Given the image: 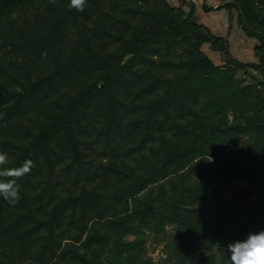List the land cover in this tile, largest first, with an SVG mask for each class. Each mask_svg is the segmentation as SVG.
I'll use <instances>...</instances> for the list:
<instances>
[{"label":"trees","instance_id":"16d2710c","mask_svg":"<svg viewBox=\"0 0 264 264\" xmlns=\"http://www.w3.org/2000/svg\"><path fill=\"white\" fill-rule=\"evenodd\" d=\"M69 4L0 0V152L35 165L15 206L0 198V264H153L146 231L169 225L175 264H215L219 240L264 230V0L225 5L258 40L256 63L194 6Z\"/></svg>","mask_w":264,"mask_h":264},{"label":"crops","instance_id":"0c3cea01","mask_svg":"<svg viewBox=\"0 0 264 264\" xmlns=\"http://www.w3.org/2000/svg\"><path fill=\"white\" fill-rule=\"evenodd\" d=\"M183 1H185L186 4H183L182 0H170L172 5L178 7L183 6L186 11L194 6L197 21L209 28L214 35L226 38L228 52L232 58L242 63L258 62L255 50L258 40L249 36L246 31L241 28L238 11L235 8L229 9L225 7L226 4L233 2V0ZM205 5L212 10L206 11L204 9ZM251 73L257 78H262L261 74L256 71L251 70Z\"/></svg>","mask_w":264,"mask_h":264},{"label":"clouds","instance_id":"9594fccd","mask_svg":"<svg viewBox=\"0 0 264 264\" xmlns=\"http://www.w3.org/2000/svg\"><path fill=\"white\" fill-rule=\"evenodd\" d=\"M56 3V0H50ZM87 0H70L69 9L83 12ZM46 57V53L43 54ZM9 157L0 152V198L15 206L20 200L18 181L30 174L35 166L32 160H25L20 167H7ZM229 264H264V230L251 232L243 240H236L227 245Z\"/></svg>","mask_w":264,"mask_h":264},{"label":"rangeland","instance_id":"374dc122","mask_svg":"<svg viewBox=\"0 0 264 264\" xmlns=\"http://www.w3.org/2000/svg\"><path fill=\"white\" fill-rule=\"evenodd\" d=\"M190 10V9H189ZM187 10V11H189ZM202 49L205 52V54L209 55L212 59V61L217 66H224L225 65V53L221 55L218 51L214 50L213 46L211 44H203ZM223 56V57H222ZM223 58V59H222ZM243 71L239 72V76H243ZM253 81L252 78L248 77L246 83H251ZM99 126V125H98ZM91 140V138H90ZM88 144H85L87 146ZM86 152L91 153L90 147L85 149ZM95 154V153H94ZM93 157V156H92ZM85 166V167H84ZM90 167V165L86 164L83 166H76V169L71 171V173H77L78 170L80 171H87V169ZM234 188L244 190L246 189V184L243 181H234ZM235 191H231L227 194L221 195L225 200H231L234 198ZM260 195H255L254 199H259ZM197 206H201V204H198ZM166 234L155 236L153 233L146 231V235L144 237V243H145V249L147 253V258H149L153 264H175V248H176V242H177V236H178V230L175 226L169 225L166 228ZM128 241H132L136 239V235L134 233L130 234L127 238ZM223 247V249H227V243L223 240H219L217 244L215 245L214 250H210L208 252L210 257L212 255L216 256V263L215 264H222V255L220 253V248ZM204 251L203 249L201 250ZM108 255H110V250L107 252Z\"/></svg>","mask_w":264,"mask_h":264}]
</instances>
